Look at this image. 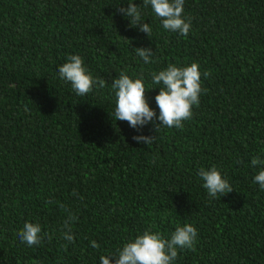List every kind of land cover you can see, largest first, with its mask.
I'll use <instances>...</instances> for the list:
<instances>
[{
	"label": "trees",
	"instance_id": "obj_1",
	"mask_svg": "<svg viewBox=\"0 0 264 264\" xmlns=\"http://www.w3.org/2000/svg\"><path fill=\"white\" fill-rule=\"evenodd\" d=\"M128 2L0 0V264H100L146 230L170 238L184 224L198 230L195 250L178 249L172 264H264V190L251 166L264 159V0H185L187 36L134 0L150 37L117 12ZM138 47L152 48L151 63ZM70 55L105 86L78 96L58 72ZM194 62L203 91L182 129L115 120L119 73L143 79L158 116L152 74ZM213 165L234 189L224 197L198 176ZM26 222L40 225L39 245L20 241Z\"/></svg>",
	"mask_w": 264,
	"mask_h": 264
},
{
	"label": "clouds",
	"instance_id": "obj_2",
	"mask_svg": "<svg viewBox=\"0 0 264 264\" xmlns=\"http://www.w3.org/2000/svg\"><path fill=\"white\" fill-rule=\"evenodd\" d=\"M184 4L185 0H143V5L145 7L150 5L155 15L160 18L165 30L187 36L191 28V19L183 17ZM139 6L134 0H129L127 7L117 5V12L130 20V27H136L150 37L152 29L149 23L142 20ZM134 50L145 64L152 62L155 53L151 47H138ZM199 68V64L195 62L184 67L170 64L165 70L152 74L153 84L161 85L159 93L155 96L156 106L159 109L158 116L146 98L143 79H132L124 72L119 73L111 83L116 97L115 120L127 121L129 126L138 132L149 123L154 125L156 132L160 128L182 129L183 122L190 120L193 116V106L198 107L200 104L203 89ZM58 72L60 78L69 82L72 90L81 97L90 93L94 85L103 88L106 84L104 79L92 77L84 66L83 58L79 55H70L68 62L59 66ZM204 75L207 77L211 73L205 72ZM155 139L156 136L151 135L133 136V140L146 145L152 144ZM251 166L253 168L260 166L253 182L264 190V159L254 156ZM198 176L211 198L224 197L234 191L215 165L209 169L201 168ZM73 218L70 217V219ZM64 227L68 230L64 232L63 238L68 242H74V236L70 234L71 229L67 221ZM40 233L39 224L26 222L18 236L22 243L31 247L42 242ZM197 236L198 230L192 224L177 225L170 238H165L158 232L146 230L134 240L125 243L117 252L101 255L100 264H172L178 257V249L195 250ZM91 246L100 247L96 241H92Z\"/></svg>",
	"mask_w": 264,
	"mask_h": 264
}]
</instances>
